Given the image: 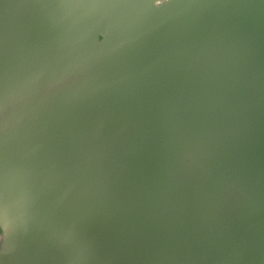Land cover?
Here are the masks:
<instances>
[{"label":"water","instance_id":"obj_1","mask_svg":"<svg viewBox=\"0 0 264 264\" xmlns=\"http://www.w3.org/2000/svg\"><path fill=\"white\" fill-rule=\"evenodd\" d=\"M0 264H264V0H0Z\"/></svg>","mask_w":264,"mask_h":264}]
</instances>
